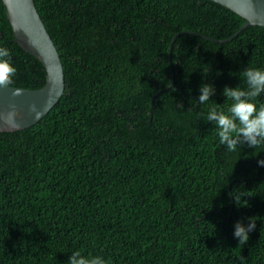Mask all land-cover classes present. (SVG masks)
<instances>
[{
  "label": "trees",
  "instance_id": "trees-1",
  "mask_svg": "<svg viewBox=\"0 0 264 264\" xmlns=\"http://www.w3.org/2000/svg\"><path fill=\"white\" fill-rule=\"evenodd\" d=\"M34 3L65 88L37 123L0 132V264H67L74 251L108 264H264V146L229 152L207 121L212 102L191 103L208 83L223 105L226 85L246 87L245 67L264 69V27L239 31L245 20L209 0ZM0 47L13 87L44 85L2 0ZM249 217L238 247L234 225Z\"/></svg>",
  "mask_w": 264,
  "mask_h": 264
},
{
  "label": "water",
  "instance_id": "water-1",
  "mask_svg": "<svg viewBox=\"0 0 264 264\" xmlns=\"http://www.w3.org/2000/svg\"><path fill=\"white\" fill-rule=\"evenodd\" d=\"M209 1L243 18L245 22L239 31L254 25L264 27V0ZM2 2L13 31L14 41L24 51L37 58L46 73L42 87L20 88L22 91L19 96L13 95L14 89L19 87L10 86L9 89H0V132H12L31 127L49 112L63 95L65 78L60 55L38 14L34 0H2ZM171 48L172 46L170 50Z\"/></svg>",
  "mask_w": 264,
  "mask_h": 264
},
{
  "label": "clouds",
  "instance_id": "clouds-1",
  "mask_svg": "<svg viewBox=\"0 0 264 264\" xmlns=\"http://www.w3.org/2000/svg\"><path fill=\"white\" fill-rule=\"evenodd\" d=\"M16 72L9 50L0 47V89H9L13 85ZM239 75L246 87H241L240 84L235 88L226 85L222 92L226 98L223 105L211 100L216 90L208 83L200 85L198 89L200 95L197 100L191 101L193 107L212 102L213 106L207 113V121L213 125L220 144L229 152L241 150L244 145L255 150L264 146V103H260L259 107L255 103L264 95V69L247 66ZM21 91L20 88H15L13 95L19 96ZM225 104H228L226 111ZM258 165L264 167V160H259ZM230 195L238 206L241 202V192L234 190ZM255 228L256 217H249L247 226L242 221L235 223L233 236L238 240V247L247 244L249 233ZM67 264H108V261L100 255H84L81 251H74Z\"/></svg>",
  "mask_w": 264,
  "mask_h": 264
}]
</instances>
